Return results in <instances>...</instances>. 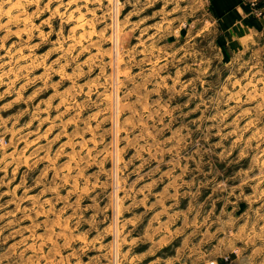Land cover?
<instances>
[{
    "label": "rangeland",
    "instance_id": "rangeland-1",
    "mask_svg": "<svg viewBox=\"0 0 264 264\" xmlns=\"http://www.w3.org/2000/svg\"><path fill=\"white\" fill-rule=\"evenodd\" d=\"M243 1L237 39L212 0H0V264L263 262Z\"/></svg>",
    "mask_w": 264,
    "mask_h": 264
},
{
    "label": "crops",
    "instance_id": "crops-1",
    "mask_svg": "<svg viewBox=\"0 0 264 264\" xmlns=\"http://www.w3.org/2000/svg\"><path fill=\"white\" fill-rule=\"evenodd\" d=\"M211 9L219 18L221 28L227 36L233 35L237 39L247 37L249 33L248 25L250 23L249 19L251 18V15L245 1L212 0ZM254 257L255 255L253 254L249 258L254 259ZM203 263L208 264L206 260ZM248 264H264V259L263 262L260 263H254L253 260L250 261L249 259Z\"/></svg>",
    "mask_w": 264,
    "mask_h": 264
},
{
    "label": "built area",
    "instance_id": "built-area-1",
    "mask_svg": "<svg viewBox=\"0 0 264 264\" xmlns=\"http://www.w3.org/2000/svg\"><path fill=\"white\" fill-rule=\"evenodd\" d=\"M211 264H216V262L213 261V262H211Z\"/></svg>",
    "mask_w": 264,
    "mask_h": 264
}]
</instances>
